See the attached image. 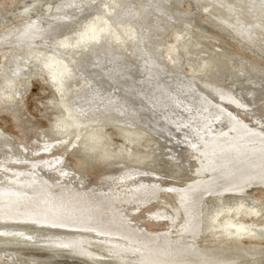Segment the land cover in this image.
Segmentation results:
<instances>
[{"label": "bare ground", "instance_id": "1", "mask_svg": "<svg viewBox=\"0 0 264 264\" xmlns=\"http://www.w3.org/2000/svg\"><path fill=\"white\" fill-rule=\"evenodd\" d=\"M92 1L99 4L85 26L77 31H67L65 36L74 34L73 37L69 35L63 38L55 48L44 49L55 31L76 20ZM138 1L58 0L48 2L39 9L41 0H22L10 10L11 16L27 18L0 30V48L10 46L9 50L0 52L3 56L2 61L0 59L1 108L12 110L20 119L24 117L18 103L22 84L17 81L21 80L23 73L37 70L42 64L46 67L49 81L61 96L64 111L55 116L48 135L40 132L39 138L33 137L26 141L31 145L30 151H35L30 155L32 159L26 155L27 151L22 146L15 149L13 142L0 132V224L15 225L10 228L14 236L10 238L12 241L25 240L33 245L38 244L36 246L51 250L55 255H91L88 259L93 264L102 262H97L95 254L108 258L110 262L107 264H238L246 256H260L264 254V247L248 245L241 240L244 237L264 236V222L254 224L241 217L258 216L264 203L252 194L249 195V192L246 193L248 197L242 191L235 197L228 194L232 192L229 188L235 189L236 184L233 182L238 181L236 183L240 184L237 185H242L244 181H255L259 177L258 170L264 171V161H257L256 158L251 160L253 155L259 157L256 155L264 154V132L252 124L254 120L250 121L251 116L249 121H230L225 126L228 130L213 128L211 116L220 114L215 112V109H219V103L211 102L208 98L204 100L201 95L203 105L196 104L195 96L200 94L193 83L180 76L178 71L181 67L178 64L174 65V69L182 79L175 77L172 71L170 76L158 58L155 42L144 34L145 29L157 32L163 31V27L170 28L172 22L178 26L185 23L187 11L179 9L183 0H174L179 5L173 7V13L168 16L165 14V0H145L144 5ZM193 1L206 13L209 10L212 14L228 18L232 21L231 25L248 29L264 42V0ZM155 13L161 16L155 17ZM5 16L0 13V25L5 24ZM222 30L226 29L221 27ZM176 33L175 47L169 51L172 62L183 63L182 49L186 46L191 54L188 59L191 63L195 61V65L191 64L194 70L198 67L204 78L222 77L228 81L229 87L217 83H214V88L208 86L214 97L225 101H240L236 94H253L251 86L264 89V68L255 62L226 51L216 42L212 44L210 62H205L203 60L208 57L207 54L196 48L194 50V43H189L191 30L179 26ZM231 37L235 40L234 36ZM130 47L140 63L131 61L132 56L128 53ZM128 63L132 66L127 67L128 71L125 72L124 64ZM132 81L138 83L137 92L146 100L164 107L162 115L159 113L154 116L153 111L146 108L144 103L142 106L145 110L142 113L145 111L146 114L143 116L118 112V109L99 113L97 101L129 103L123 87L131 86ZM95 84L99 86L95 87ZM101 85L104 89L99 91ZM135 116L141 119V123L133 121ZM103 122L114 123L124 133L135 136L139 135L136 128L142 127L158 135L167 145L165 151L169 154L179 143L191 148L197 146L196 149L201 147V150L197 149L199 152L196 151L198 155L195 154L198 157L194 161L195 176L205 174L209 178L203 179L205 184L190 189L156 188L152 184L154 178H146L144 181L145 177H140L143 174L139 170L132 166H119L124 163L117 152L120 148H112L113 142ZM167 132H174L172 134L177 138L173 139L174 136ZM142 137L138 141H142ZM60 145L63 154L82 146L81 150L88 155V159L99 156L111 158L113 166H119V169L102 177L94 187L86 186L83 176L78 173L75 181H69L72 172L57 166L59 161L53 157L52 149ZM188 156L186 158L191 159ZM85 162L82 159L80 163ZM51 164L55 174L48 178L50 173L46 176L44 171ZM67 173V178L62 176ZM19 177L26 180H19ZM213 179L215 182H212ZM20 183H30V187L26 185V188H20ZM47 185L50 188L44 189ZM209 187L222 193L217 194L223 196L221 203L214 201L209 206L205 202L203 206L202 201L210 192ZM85 191L91 194L94 191L99 199H109L110 205L106 211H110V214H105V211L103 214L93 206L87 207L88 201L85 200H90L93 195ZM63 192H66V196ZM163 193L171 196L170 202L164 201L166 198L154 199L158 205L139 213L141 208L154 202L149 197ZM48 194H52L53 202L50 197V200H44L43 196ZM39 198L43 200L39 201ZM200 207H206L205 211L199 216L193 215L192 210ZM179 214L186 219L184 223H180ZM148 222L163 224L164 227L154 230L147 225ZM30 225L48 230L38 232L37 228L28 232L24 228ZM177 225L184 227L183 237L178 236ZM73 230L79 233L75 234ZM0 231L7 233L8 230L1 227ZM205 233L210 234L212 239L203 245L199 243V238ZM228 239L234 242L230 243ZM249 241L253 242L254 239Z\"/></svg>", "mask_w": 264, "mask_h": 264}, {"label": "rangeland", "instance_id": "2", "mask_svg": "<svg viewBox=\"0 0 264 264\" xmlns=\"http://www.w3.org/2000/svg\"><path fill=\"white\" fill-rule=\"evenodd\" d=\"M19 1L22 0H0V13L5 16V24L0 25V30L8 28V26L18 23L23 21L27 16H18V15H12L10 14V10L14 7L16 3H19ZM58 0H41V3L39 4V9L43 7L44 4L50 2L54 3ZM142 5H144L145 0H139ZM165 14L168 16V14L173 13V7H177L179 4L176 1L172 0H165ZM99 2H94L92 1L89 3L87 7H84L85 9L79 14L78 18L76 20H73L71 23H68L62 29H58L55 31V33L51 36L49 39L48 43L45 44L44 49L48 48H55L56 44L59 43L63 38L71 35L69 34L65 36V33L67 31L71 32L80 30L85 26L87 23V20L92 17V12L96 9L98 6ZM147 5V4H146ZM145 5V6H146ZM179 9L182 10L183 12H186V17H185V23L180 24L181 27H187L191 30L190 34V39L189 43H194L193 48L195 50L199 49L201 53L207 54V58L203 61L205 62H210L209 58L212 54V44L216 42V44H220L226 51L236 53L240 56H244L246 59L251 60L255 62L257 65L260 67L264 68V42H261L260 40L257 39L256 35H252L251 32L248 31V29H245L241 26H236L235 24H232V21H230L228 18L218 16L216 13H211L209 10L208 13L204 11L202 8H199L193 0H183L181 5H179ZM197 10V11H196ZM193 12V14L189 12ZM196 13L198 15H196ZM190 14V15H189ZM216 14V15H215ZM193 15V16H192ZM156 16H161L158 13H155L154 15ZM7 19V20H6ZM222 20L224 22H222ZM1 21V20H0ZM187 22V23H186ZM190 23H193L190 25ZM220 23V24H219ZM206 24V25H205ZM174 25V26H172ZM221 25V26H220ZM178 24L175 22H172L171 27H163V31H157V32H150L149 30H144V34L149 37L151 40L155 42V50L158 54V58L160 59V62L162 63V66L164 70L168 72V74L171 76L170 71L176 74V71L174 69V65L178 64V66L181 67V70L179 68H176L178 72H180V76L182 78H187L190 79V81L193 83L194 88H196L197 93L200 95L195 96V102L196 104L203 105L202 98L200 97L201 95L204 96V100H210L211 102L214 103H219L220 106H217L219 109H217L220 114H217V116H211V122L213 124V128H218V129H223V130H228L225 126H227V123H231L232 121H239L245 119L246 121L252 117V121L255 126H259L262 132H264V89L255 87L254 85L251 86V89H253V94L251 95H246L244 96L243 93L236 94V97L240 101H233L234 99H219L217 97H214L211 95L209 92V85L211 88L215 87L214 83H217L218 85L220 84L221 86H228V81L226 79H222V77H217V78H204L201 74V70L198 69V67L194 68L191 66V64L195 65V61L191 63V61L188 59V57L191 55L188 52V49L183 47V63L181 64L182 61L180 62H172L171 57L169 56V51L172 50L174 46V41H175V36H176V30L179 29ZM191 26V27H190ZM232 26H235L234 28ZM221 27L226 29L221 31ZM184 32V31H183ZM194 33V34H193ZM234 33V34H232ZM193 34V35H192ZM235 37L232 39L231 35ZM237 36V37H236ZM231 38V40L229 39ZM241 38V40H240ZM77 38L75 39V41ZM127 40V39H125ZM195 40L197 41L195 44ZM216 40V41H215ZM252 40V41H251ZM236 41V42H235ZM250 41V42H249ZM244 42V43H243ZM153 43V42H152ZM50 44V45H49ZM248 44V45H247ZM259 46V48H257ZM129 46V45H127ZM261 47V49H260ZM10 46H5L3 48H0V52L3 50H9ZM185 48V49H184ZM253 48V49H252ZM257 49V51H256ZM259 49V50H258ZM263 49V50H262ZM20 49L19 51H21ZM129 54L132 56V62L133 63H140L139 58L137 55L134 56V53L132 51V48L130 47L128 50ZM261 51V52H260ZM263 51V52H262ZM188 52V53H187ZM2 54H0V59L2 61ZM0 61V71H1V62ZM202 61V60H200ZM125 69L124 71L127 72L128 69L127 67L131 68V64H124ZM123 73V72H122ZM22 75V74H21ZM23 77L20 78L21 80L17 81L22 84V88L20 91L21 92V97L19 99V106L21 107L22 111L24 112V119H20V117L16 114L15 112L13 113L12 110L7 109V108H1L0 106V132L3 137L9 138L13 143V147L15 149H20L23 147L25 149L26 155L30 158L32 154L35 153V151H30L31 145L27 144L26 141L35 137L39 138L41 133H48V130H52V125L55 120V116L59 114L60 111H64V108L61 105V96L58 93V90L52 85V83L49 81L47 72H46V67L45 65H39L37 67V70H32L30 72H25L22 75ZM177 77L179 80L182 78L180 76L174 75ZM26 77V78H25ZM98 84H95V87ZM173 85V84H172ZM99 86V85H98ZM173 87V86H171ZM217 87V85H216ZM137 88H139L138 83L132 81L131 86L123 87L126 91V96L128 97L127 102L129 103H112V101H97L96 105L99 107V113H105V111H110V110H117L118 112H129L133 115H138L140 116L145 115L146 112L145 108L142 106L144 103L146 108L151 109L154 113V116H157L159 113L162 115V111L164 107H161L162 105H156L155 103H151L150 100H146L143 95L140 94V92H137ZM220 89V87H218ZM101 89H104V87L101 85L98 87V90L100 91ZM172 89V88H171ZM222 89V88H221ZM216 90V88H215ZM255 90V91H254ZM106 92V91H105ZM259 92V93H258ZM137 93V94H136ZM104 95V92L102 93ZM209 96H208V95ZM200 98V99H199ZM200 101V102H199ZM155 104V105H153ZM203 107V106H202ZM94 111V110H91ZM214 111V110H213ZM222 111V112H219ZM214 114L216 115V113ZM63 113V112H62ZM223 113V114H222ZM15 114V115H14ZM233 116H232V115ZM220 115V116H219ZM248 116V117H247ZM251 116V117H249ZM105 117V116H103ZM163 117V116H162ZM240 118V119H238ZM134 122L138 121L141 123V119L133 118ZM217 119V120H216ZM231 121V122H230ZM249 121V120H248ZM259 121V122H258ZM258 122V123H257ZM263 122V123H262ZM233 123V122H232ZM212 124H209L212 125ZM219 124V125H218ZM235 124V123H234ZM103 127L105 130L108 132V136L111 137V140L113 142L112 148H120L117 149V152H119L121 159L123 160L124 163H120V167L123 166H132L136 170H139L141 172L140 177H145L143 178L144 181H146V178H154V186L156 188H164V187H169V188H180L183 187L184 189H190L191 187H199L202 184H205L203 182V179L209 178L208 175H205L203 171H201V174L203 173L204 176H195V162L198 160L197 154L199 151L197 150L198 148L200 149L201 147L191 148L190 146L188 147L187 144L184 143H179L177 145V148L173 150L172 153L169 154V152L165 151V148H167V145L164 144V141L158 136L151 134L148 130L142 129V127H137L136 131L139 133L138 136H143L142 141H140V137L135 136L134 134H128L124 133L120 126L115 125L114 123H109V122H103ZM263 126V127H262ZM185 128H188V126H185ZM226 128V129H225ZM135 131V132H136ZM169 135L171 134L173 139H176L175 135L172 133L174 132H167ZM175 134V133H174ZM48 135V134H47ZM170 135V136H171ZM55 136V135H54ZM138 139H140L138 141ZM164 144V145H163ZM22 146V147H20ZM60 146H55L52 151H53V157L56 158L59 163L57 166L62 168L67 169L68 171L72 172L73 176L69 178V181H75L76 180V174L78 173L81 175V177L85 181L86 186H96L98 182L104 177L105 175H110L114 172H117L119 169L118 167L113 166L112 164V159L106 158L104 156H99L95 158H87L88 155L84 154L81 150L82 146H78L77 148L73 150H68L66 154H63L60 149L63 147ZM158 146V147H157ZM201 150V149H200ZM189 151V152H188ZM198 151V152H196ZM32 152V153H31ZM187 153H190L188 156ZM193 154V155H192ZM247 154V153H246ZM1 155V153H0ZM198 155V154H197ZM248 155V154H247ZM253 154H251L252 156ZM189 157L191 159H188L186 157ZM259 157H255L254 155L252 156L253 158L251 160H256L257 161H264V154L262 155H256ZM49 158V157H47ZM117 158V157H116ZM194 158V159H193ZM82 159H85V163L81 164L80 162ZM115 159V158H114ZM121 160V161H122ZM208 163V161H205ZM203 163V161L201 162ZM251 164V162H248ZM255 164L256 162L253 161ZM176 166L178 167V171L175 170L177 169ZM252 166V165H251ZM53 165L51 164L49 167V172L48 170L44 171V174L47 177L50 178L52 177L53 174ZM51 168V169H50ZM121 168V169H122ZM53 169V170H52ZM123 170V169H122ZM121 171V170H120ZM41 172V171H40ZM48 172V173H47ZM69 172V173H70ZM264 171L258 170L257 174H259V177L255 181H244L241 183L242 185H237L240 183L233 182L236 184L235 189L229 188V190H232V192L228 195H231V197H235L239 195V193L246 194L248 193L249 195L252 194L253 196L257 197L259 199V202L264 203ZM43 173V172H42ZM202 174V175H203ZM256 174V173H254ZM68 173L62 174L63 177L67 178ZM67 176V177H66ZM61 177V176H59ZM57 177V178H59ZM62 177V178H63ZM135 177V176H133ZM132 177V178H133ZM138 176H136L137 178ZM139 177V178H140ZM261 177V178H260ZM19 180H22V177H19ZM25 178V177H24ZM17 179V178H16ZM23 180H26L23 179ZM28 180V179H27ZM68 180V179H67ZM208 182V181H207ZM212 182H215L214 179ZM246 182V183H245ZM257 182V183H256ZM16 183V182H14ZM151 183V182H150ZM245 183V184H244ZM263 183V184H262ZM21 184V183H20ZM18 184V185H20ZM247 184V185H246ZM251 187H249L250 185ZM258 184V185H257ZM30 187V183L27 184H21L19 187L20 188H26ZM249 185V186H248ZM22 186V187H21ZM241 186V188H240ZM59 187V186H57ZM245 189H244V188ZM248 187V188H247ZM43 188V187H42ZM50 188L49 185L47 187L44 186V189ZM97 188V187H96ZM209 191L207 192L206 197L203 199L202 203L203 206L205 202L207 205L210 206L214 201H218L221 203L224 199L223 196H218L222 193L215 192V188L209 187ZM243 188V189H242ZM56 189V188H55ZM97 191H100V188L96 189ZM238 194H236V192ZM220 191V190H219ZM239 191V192H238ZM89 193L88 191H85ZM66 192H63V195L66 196ZM89 194L93 195L90 200H85L88 201L87 207H94L95 209L101 211L104 214L109 215L110 211L107 212L106 209H108L110 203L109 199L105 198H98L97 195L95 196V192L92 191ZM27 194V193H25ZM53 194V193H52ZM51 195H45L43 196L44 200H50L52 197ZM218 194V195H217ZM248 194L247 197L249 196ZM87 195V194H86ZM84 195L83 197H85ZM90 196V195H89ZM157 196V197H156ZM40 197V196H39ZM50 197V198H49ZM217 197V198H216ZM53 198V197H52ZM52 202L54 199H52ZM157 198H166L164 201L170 202L171 201V196L163 193L160 194L159 196L156 194L155 196H152L149 199H153V203L147 205L140 210V214L143 213L148 208L154 207L155 205H158L155 200ZM168 198V199H167ZM155 199V200H154ZM43 200L42 198H39V201ZM103 200V201H102ZM97 201V202H96ZM102 201V202H101ZM107 201V202H106ZM48 202V201H47ZM51 202V201H50ZM109 203V204H108ZM108 204V205H107ZM103 208H102V207ZM126 206V205H125ZM101 207V208H100ZM263 208L261 209L260 213L258 216L251 215V217H241L244 220H248V222H251L254 224L257 222H264V204L262 206ZM105 208V209H104ZM199 208V207H197ZM206 209V207H200V209H193L192 213L193 215L197 214L196 216H199L202 214ZM197 210V213L195 212ZM201 211V212H200ZM184 212H187L184 210ZM109 213V214H108ZM139 214V215H140ZM180 215V214H179ZM181 216V215H180ZM178 219V218H177ZM181 221L180 223H184L186 219H183V216H181ZM251 219V220H250ZM176 221V219H174ZM3 222V221H2ZM1 223V221H0ZM6 223V222H5ZM1 225V224H0ZM19 225V224H18ZM147 225L151 229L154 230H159L164 227V225H158V224H153V222H148ZM178 226V225H177ZM5 228L7 229V233H3V231H0V264H88L89 263V257L91 255H84L81 257L77 256H72L70 254H57L55 255L54 252L48 249H43V247H38L36 245L30 244L29 242L22 240V241H12V233L10 232V228L15 227V225H1L0 228ZM179 227V226H178ZM177 227V228H178ZM181 227V226H180ZM179 227V229H180ZM38 228V229H37ZM184 228V227H183ZM181 227L180 233L179 229L177 230L178 236H184V229ZM26 231L31 232L32 229H37L38 232H44L48 230L47 228H39V227H34L33 225L24 228ZM68 232V231H67ZM72 232V231H71ZM79 233L76 230H73V233ZM203 234V233H201ZM199 234V235H201ZM207 238H206V236ZM201 235L199 238V243L201 244H207L212 237L210 234ZM182 236V237H183ZM263 235L259 236H253L251 238H242L241 242H244L248 245H256V246H262L264 247V236L260 238ZM202 237V238H201ZM258 237V238H257ZM208 239V240H206ZM254 241L250 242L249 240ZM257 239V240H256ZM260 239V240H259ZM262 239V240H261ZM186 240V239H185ZM230 240V241H229ZM258 241V242H257ZM260 241V242H259ZM16 242V243H15ZM190 242V241H189ZM228 242L233 243L234 241H231V239H228ZM227 242V243H228ZM257 243V244H256ZM3 249V250H2ZM46 250V251H45ZM44 251V252H43ZM49 252V253H48ZM52 253V255H51ZM50 255V256H49ZM59 255V256H58ZM100 255V254H98ZM97 254L94 256L98 258L97 262H101V264H107L109 263V259L106 257H99ZM258 256V257H255ZM254 258L246 256L245 258L241 259L238 264H264V254L260 255L256 254L253 256ZM102 260H101V259ZM17 259L19 261H17ZM22 259V260H21ZM24 259V260H23ZM105 259V260H103ZM107 259V260H106ZM27 260V261H26ZM30 260V261H29ZM33 260V261H32ZM35 260V261H34ZM100 260V261H99ZM231 259H229L230 261ZM25 261V263L23 262ZM16 262V263H15ZM28 262V263H27ZM92 262V261H91ZM107 262V263H106ZM93 264V263H89ZM100 264V263H99Z\"/></svg>", "mask_w": 264, "mask_h": 264}]
</instances>
